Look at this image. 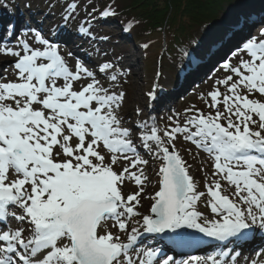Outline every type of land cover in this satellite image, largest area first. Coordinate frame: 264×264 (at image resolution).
<instances>
[{
    "label": "snow or ice",
    "instance_id": "snow-or-ice-1",
    "mask_svg": "<svg viewBox=\"0 0 264 264\" xmlns=\"http://www.w3.org/2000/svg\"><path fill=\"white\" fill-rule=\"evenodd\" d=\"M89 7L95 16V7ZM110 16L115 12L105 3L99 18ZM61 19L67 26L71 16ZM28 31L37 46L17 37L14 47H0V54L14 58L19 81L0 83V264H235L238 257L224 252L225 243L246 240L254 227L264 230V39L248 44V58L236 66L222 58L224 76L208 93L214 115L185 110L183 126L177 114L175 126L163 136L155 128L143 136L155 142L156 151L143 147L162 161L161 187L151 204L152 215L142 217L143 232L131 228L123 243L111 232L102 233L108 220L127 231V217L134 213L130 202L140 193L125 200L120 186L128 176L140 185V176L130 169L147 161L137 154L123 171L115 170L117 154L127 161L128 153L140 150L131 137L136 126L121 127L125 94L110 92L97 79L106 78L115 89L123 70L109 61L98 70L78 63L72 71L42 32L25 30V35ZM85 78L90 82L75 90L74 82ZM221 85L231 95L222 93ZM241 88L261 99L241 95ZM221 97L223 111L218 107ZM180 133L215 152L214 174L235 186V200L209 188L211 213L217 219L205 215L200 222L193 179L173 147ZM220 186L217 181L215 188ZM10 210L11 220L18 222L15 230L7 224ZM188 230L220 242V258L208 254L206 259L175 261L164 248L146 251L147 260L130 255L133 241L138 243L143 235L158 241ZM261 255L264 250L251 264H264Z\"/></svg>",
    "mask_w": 264,
    "mask_h": 264
},
{
    "label": "rangeland",
    "instance_id": "rangeland-1",
    "mask_svg": "<svg viewBox=\"0 0 264 264\" xmlns=\"http://www.w3.org/2000/svg\"><path fill=\"white\" fill-rule=\"evenodd\" d=\"M233 1L235 4L234 6L232 2L226 4L224 3L225 5L223 11L220 13V20L225 19L227 13L232 11H235V14L238 16L242 13L241 5H238L240 2L237 0ZM29 3L30 4L28 6L21 2L20 7H18L17 3L15 4L16 7L12 4L15 10L11 11L10 9L8 10V8H6V4L4 2L0 1V8H3V10L8 11L9 13H21L22 18L24 19V21H22L23 19L15 15L17 18L21 19L19 20V25L16 27V33L12 35L14 27L11 29L9 28L10 25L13 26L11 21L9 25H7V28L3 34L4 37L2 36V39H0V47H14L17 43V37L28 39L33 46H37L34 40V33L32 31H28L27 35H25V30H39L48 39L55 36L58 24L60 25L63 22L61 17L64 16L57 13L55 8L56 4L51 0H29ZM253 10V8H250L248 14H246L244 17L247 15H250V17L252 15V17H254V14H252ZM15 13L10 15L13 17ZM118 20L121 21L120 17L116 16L115 18L109 19L106 22H101V20L95 16L93 20L90 19L88 21L89 25L91 24L90 26L94 30L96 28L95 25H99V27L101 26V28H98L97 34L92 32L91 28L87 32H81L83 35L84 33H88V35H91V37H99L98 40L100 41H96L99 45L95 50L96 52L93 53L88 52L85 47H79V45L75 43L74 40L73 43H68L66 45H62L53 41L50 42L57 46L58 52L63 59L72 60L76 65L80 63L89 70H93L94 68L93 66H90L92 62H96L95 68H97L99 64L103 62L110 61L113 63L114 61L120 59H126V54H128V52H134L136 54V56L133 57V60L125 61L124 63L127 66L135 64L134 69L129 72L123 70L121 74V81H119V85L115 89L112 88V82L107 81L104 78H97L100 80L103 86L109 88L110 92L115 90L117 93L123 92L125 94L121 108L119 109L121 127L132 129V126L135 125L136 130L131 133V137L134 140V145L136 147H141L138 153H132L133 155H128L129 159L127 161L123 159L122 154H117L118 163L115 166V170L118 172L123 171L124 167H127L131 163L132 158L137 154L142 160L147 161L146 164H138L137 166L130 169L131 172L140 176V185H137L135 179H133L131 176H128L120 186L122 190V196L125 200L127 199L128 195L137 192L140 193L136 201L130 202V206H133L134 208V213L130 217H127V231L119 230L118 226L115 224V221L108 220L102 233L106 234L111 232L114 237L119 236L121 242L127 243L128 235L132 234L131 228L136 227L140 231H143L141 227L142 217L143 215H152L151 204L155 202V193L160 190L159 181L161 177L159 175V168L162 166V161L161 159H157L152 153L148 152L143 147V145L147 144L148 147L152 148L153 152L156 151L155 142L144 141L143 136L150 135L153 128L157 130L158 135L163 136L164 131L170 130L175 126V118L177 117V114L179 115L181 126H183L185 110H189V115L197 112L198 110L202 111L204 114H209L211 111V114L214 115L216 110H210L208 107V102L210 100L208 93L216 89V82L224 76L221 66L223 63L222 58H226L227 62L234 66L239 64L240 59H247L248 56L245 49L247 48L248 44L256 43L264 39V35H262V33H264V17L260 23L255 25L252 23L249 26L247 35L243 37L244 40L238 45L232 47V49L227 47L230 41H227L228 43L227 45H224L223 50L220 51L221 53L218 52L217 49H213L212 53L215 52L216 54L213 53V58L211 57L208 59L209 62H211V65L209 64L210 68L207 69L203 75H201V78L196 79L195 82H193L191 79L185 80V83L179 87V89H181V94L176 93L174 98L167 100L164 99L167 95L171 94L175 88V76L169 67L163 66L161 63H159L160 53H162L166 48L163 35L151 34L136 38L138 35V33L135 32L136 29L130 27L127 31L125 29L127 23L125 21L118 22ZM236 20L233 23L240 21L238 18ZM75 24H81V22L74 21L70 23L71 26ZM46 26L49 29L45 30L44 27ZM103 34L109 35V39L106 41L102 40L100 35L102 36ZM72 36L74 37V34H72ZM115 44H118L119 46ZM144 45H148V47L145 48ZM77 46L79 47L82 56H86L89 59L88 62L90 63H85L78 56H72V52L70 53V51H68V48L71 50ZM226 50L227 52L222 54L223 51ZM13 59L14 58L12 57H6L3 54H0V83L19 82L17 79L16 70L11 63ZM59 83H62V80ZM85 83L87 82H85L84 79L79 84L74 82L75 90H79ZM219 90L222 93L231 95L230 93H227V90L224 89L222 85L220 86ZM238 91L241 95H249L246 89L241 88L238 89ZM150 92L154 93L151 98L149 97ZM249 98L261 99L258 94H251L249 95ZM161 100H164V105L162 106L160 105ZM261 102H264V100H261ZM151 106L154 107V114L157 116L156 119L152 121L150 117H148ZM218 107L221 111L224 110L222 97L220 98ZM127 108H129L128 114L125 112V109ZM45 111L47 112V110ZM124 114H127V116L124 117ZM169 117H173V120L170 121ZM253 127L255 130V126ZM197 139L200 138L197 137ZM203 143L204 142H202L200 147H197L194 142L185 139L184 133H180L179 138L175 139V143L173 145L176 154L179 155L184 161L186 171L192 177L195 190L199 196V199L196 201L195 208L197 211L201 212L200 222H203V217L205 215L209 216L210 219L218 218L216 214L211 213L210 201L212 198L208 191L209 188L219 191L221 195H228L233 200L236 199L234 195L235 186L230 185L221 174H214L216 153L208 152L204 148ZM207 143L210 146V140ZM217 181H219L221 185L219 189L215 188V183ZM200 193H203V195H199ZM9 212L11 213V210ZM138 221L139 223H137ZM188 231L191 232L193 230ZM152 248L153 247L147 246L145 249H143L149 251L152 250ZM139 250H132L130 255H132L134 259L137 256L143 259L144 257H141L142 253H139ZM236 260H238V258ZM248 261L249 259H247V256H242L238 260V262L246 263H248Z\"/></svg>",
    "mask_w": 264,
    "mask_h": 264
},
{
    "label": "trees",
    "instance_id": "trees-1",
    "mask_svg": "<svg viewBox=\"0 0 264 264\" xmlns=\"http://www.w3.org/2000/svg\"><path fill=\"white\" fill-rule=\"evenodd\" d=\"M10 1V0H9ZM57 10L68 11L71 7L75 17L96 15L107 3L115 16L125 21L143 35L162 34L166 48L160 63L173 72L175 79L186 72L189 64L198 65L209 53L219 46L232 32L231 21L239 17L235 11L220 20L226 3L233 0H55ZM225 3V4H224ZM71 10V9H70ZM73 16V15H72ZM120 21V22H121ZM136 33V34H137Z\"/></svg>",
    "mask_w": 264,
    "mask_h": 264
},
{
    "label": "bare ground",
    "instance_id": "bare-ground-1",
    "mask_svg": "<svg viewBox=\"0 0 264 264\" xmlns=\"http://www.w3.org/2000/svg\"><path fill=\"white\" fill-rule=\"evenodd\" d=\"M237 1L240 2V4H238V5H241L242 11H244L243 12V15H246L247 14L248 9L253 8L254 10H253V13L252 14H254V17L255 18H258V21H262L261 19L264 17V0H237ZM10 14H12V13L10 12L8 14V12H7L5 14L0 30L1 31L5 30L7 28V25H9V23L12 21L13 27L15 28V29H13V33H12V35H14V33H16V30H17L16 27L19 25V19L15 15H13V17H12V15H10ZM227 15H229V13H227ZM2 34H1V36H2ZM49 40L54 41L53 38L52 39H49ZM68 51H70V53L72 52V56H74V55L76 57L77 56H80L85 63H90V62H88L89 59L86 56H84V57L82 56V53L80 52L78 46L75 47V48H73V49H71V50L68 48ZM218 51H221V48H219ZM134 56H136V54L134 52L133 53L128 52V54H126V59H124V60H121L120 59V60L114 61L113 64H116L120 69L125 70L126 72L127 71L129 72V71H131V70L134 69L135 64H132L130 66H127L124 63H125V61H131V60H133V57ZM64 60L67 62L69 68L72 71H75L76 64L72 60H69V59H67V60L64 59ZM95 65H96V62L95 63L92 62L90 64V66H93V67ZM197 67H199V65ZM202 68H204L203 65H202L201 69ZM96 69L98 70V67ZM202 70L204 71V69H202ZM203 71L202 72H197V74H195V75H193L191 77L192 78L191 80L192 81L195 80L196 76L199 75V74H201V73H203ZM109 75H110V73H109ZM132 77H134V76H132ZM135 77H136V75H135ZM97 78H102V77L98 76ZM104 79H106V78H104ZM118 80L121 81V75H119ZM84 81L85 82H90L87 78H85ZM178 90H179V88L173 89V92L171 94L167 95L166 98H169V99L174 98V96L178 92ZM125 112H127V114H128L129 113V108L125 109ZM127 114H124V117H126ZM10 222H11V224H10ZM8 223H9L8 227L11 228L12 230H15V228L18 225V222L11 220L9 217H8V220H7V224ZM249 231L252 232V229L249 230ZM141 232H143V231H141ZM148 238H150V235L149 234H146V235L141 236V238H140V240H139L138 243L136 241H133V244L136 245L135 249L136 248H140L141 246H143L145 244V242L142 243V241H146ZM168 239L170 241L174 242L175 243V246H177V247H174L173 248L174 249L173 251H174L175 257L178 258L184 252L183 250H186L185 245H188V243L192 242L193 240H199L200 239L202 241V240L206 239V237H202V236L199 237V236L195 235L194 233H189L188 232L186 234L181 233L179 235H173V236H171ZM192 250H194V249H192ZM192 250L189 249V251H192ZM189 254H196V253L189 252ZM141 257H144L143 258L144 260L146 259V256H144V253H143V255H141ZM259 260L262 261V262H264V255H261L259 257ZM175 261H177V259H175ZM239 264H251V261L248 262V263L242 262V263H239Z\"/></svg>",
    "mask_w": 264,
    "mask_h": 264
}]
</instances>
